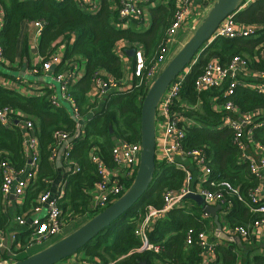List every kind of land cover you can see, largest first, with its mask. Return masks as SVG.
I'll use <instances>...</instances> for the list:
<instances>
[{
  "label": "trees",
  "instance_id": "obj_1",
  "mask_svg": "<svg viewBox=\"0 0 264 264\" xmlns=\"http://www.w3.org/2000/svg\"><path fill=\"white\" fill-rule=\"evenodd\" d=\"M0 8L5 21L0 33V45L4 49L6 61L14 64L19 57L20 68L32 69L26 42L21 54H18V39L25 22H43L45 26L39 46L42 61L49 60L59 40L66 42L62 64L56 68L55 74L67 70L69 64H86L84 76L70 90L83 118L84 134L74 140L71 151V160L77 163L80 172L66 173L65 193L60 206L63 216L71 220L89 213L95 217L102 210H94L92 207L91 190L98 182V177L90 161V152L97 148L99 156L108 165H112L111 152L117 141L130 144L141 142V105L148 87L145 84L135 87V80L131 89L108 95L99 110L92 112L95 104L89 102L88 93L92 89L94 73L102 71L117 81L123 79V63L115 52L118 42L125 43V50L138 51L142 48L150 68L160 48L165 45L166 33L175 14L174 3L170 2L166 8L159 6L150 10L152 23L147 31L138 29L136 23L126 31L116 30L115 15L106 1L96 14L85 13L73 0L60 3L55 0H0ZM243 9L236 14L235 21L241 25L262 27V30L251 41L218 38L207 45L185 76L172 112L192 122L191 126L182 124L186 130L183 147L186 151L202 149L207 152L212 170L211 181L229 182L239 188L243 195H247L259 183L251 175L241 151L233 144V132L224 124L225 114L216 111L214 105L224 101L232 102L244 113L258 114L264 111V95L241 85L233 96L224 100L222 91L199 93L195 89L197 78L211 60L218 59L227 65L235 56L248 61V58L263 51L264 0H258L248 9ZM74 37L76 42L70 44ZM24 59L29 62L25 63ZM250 66L254 68L252 63ZM53 94L52 88L45 87L41 94L30 97L0 86V108H10L30 119L40 144L39 172L35 184L28 189L26 207H31V203L46 187L47 181L57 177L55 162L51 160L52 149L55 147L54 131H64L74 136L77 130V123L71 115L64 108L58 109L52 105ZM254 138L264 145V127L254 131ZM1 159L10 160L18 169H22L26 163L23 138L16 125L6 128L0 124ZM185 178L186 172L176 166L156 163L153 183L142 202L114 221L80 251L85 254L86 260L91 258L89 261L94 262L96 259L102 264H154L156 261L162 264H239L241 261L242 264H264V255L260 253L259 246L242 241L232 242L227 248L217 245L216 258L208 263L204 262V251L198 244L187 248L188 231L194 229L199 233L207 228L206 222L199 220L205 212L196 204L172 210L153 226L148 238L150 243L160 246L159 253L138 251L141 243L135 235V229L139 217L144 216L149 206L162 208L165 192L183 188ZM1 184L0 176V229L5 230L9 219L3 212ZM204 187L214 190L209 183L204 184ZM231 202V206H228L230 208L224 207L229 211L226 219L230 228L247 226L256 220L257 216L245 204L235 198ZM235 250L241 253V259Z\"/></svg>",
  "mask_w": 264,
  "mask_h": 264
},
{
  "label": "built area",
  "instance_id": "obj_2",
  "mask_svg": "<svg viewBox=\"0 0 264 264\" xmlns=\"http://www.w3.org/2000/svg\"><path fill=\"white\" fill-rule=\"evenodd\" d=\"M64 2L65 0H55ZM78 6L88 14H96L106 1L110 11L115 15V29L126 31L133 23L138 24V29L147 31L151 24L149 23V13L151 8H154L155 0H73ZM213 0H199L201 5H197L195 0H169L174 3L175 14L172 24L169 26L166 33V42L159 50L157 58L148 68L142 50L135 51L134 60L135 67L131 74L133 80L126 82L125 79L117 81L108 73L96 71L93 77L92 92L94 94L95 107L92 112L99 110L101 104L108 95L116 94L119 91H127L132 88L136 80L135 87H141L145 84L149 88L156 80L158 74L162 71V65L167 63L169 54V45L175 40L177 34L181 30L187 29L193 24L194 19L202 11V6L208 5ZM254 2L256 0H250ZM196 6H200L199 9ZM242 8L239 9V11ZM200 10V11H198ZM198 11L197 15L196 12ZM239 13V12H238ZM235 16L227 17L217 29L215 35L209 42L212 43L218 38L225 39H249L257 35L262 30V27L241 25L235 21ZM5 25L3 13H0V33ZM37 34L41 35L45 26L43 22H34ZM205 50V49H204ZM202 51V53L204 52ZM116 54L122 59L125 55V43L118 42L115 47ZM201 53V54H202ZM200 54V56H201ZM198 59L193 61L195 65ZM59 58L55 55L50 56L48 61H42L40 66H34L27 73L33 76H39L41 73H52L54 66H58ZM259 62L262 69L259 71L258 82L254 84L241 83L240 76L247 73L249 63L246 59L235 56L232 60L224 65L218 59L211 60L205 67L203 73L195 82V89L202 93L209 90L222 91V97L227 100L233 96L237 88L241 85L251 88L260 94L264 95V49L261 52ZM8 66L4 56V49L0 45V66ZM68 69L62 73L54 74L53 82L58 84L56 87L52 85L54 94L52 96V105L61 109L59 98L65 100L71 106L72 116L77 123V132L74 136H70L64 131H54L53 138L55 147L52 149L51 160L56 162L59 153L62 151L61 159L67 167V173H79L80 168L76 162L71 160L73 137L77 136L78 128L81 127V133L84 134L83 118L81 116L80 107L76 99L70 94L71 86L80 81L81 75L80 63L69 64ZM191 67H188L180 74L165 91L156 111V163H166L176 166L184 171L181 162L186 159L191 160L200 173L199 186L195 190L192 186V175L186 172V178L183 188L180 190H169L164 194L163 206L157 209L149 206L146 209L144 216H140L138 225L135 229V235L140 240L141 251L160 252V246L152 244L149 241L148 234L153 226L168 215L174 209H177L183 202L182 199L190 194H199L204 198L208 205L218 204L222 207H228L232 204V199L245 204L252 214L258 215L253 222L247 226H237L230 228L229 234L239 236L245 243L252 242L253 238L261 237L263 243L264 255V145L260 144L261 156L250 157L246 154V137H253L254 131L259 127H264V111L256 113H244L239 107L232 102L220 104L221 111L225 114L224 124L233 132V144L241 151L242 159L249 166L251 175L258 181L255 188L249 190L247 195H243L239 188L233 187L229 182H213L211 181L212 170L209 166L207 152L202 149L186 151L183 143L186 137V130L183 123L188 121L177 113L172 112L175 102L179 99L181 88L185 76L190 72ZM138 80V82H137ZM0 86L13 91L20 92L18 84L8 86L4 78L0 76ZM28 96H35L30 94ZM0 124L6 128H11L16 125L21 131L23 138V152L26 163L22 169L16 168L8 159L0 160V175H1V193L5 203L9 201L11 196L16 198H26L28 189L35 184L39 172L40 164V144L35 134L34 123L23 117L18 111L10 108H0ZM80 137V136H79ZM142 145L140 143L130 144L124 141H117L112 148L111 158L112 165H108L102 157L97 153V148L90 152V161L95 166L98 182L91 190L92 207L94 210L104 211L119 198H121L130 189L133 184L140 166ZM185 172V171H184ZM52 181H47L46 187L39 194L37 199L31 203L28 212L19 217L17 222L21 226L27 223L26 218L30 215L35 216L33 224L29 226L30 239L29 247L34 243L41 244L51 238L58 237L63 233L66 223L63 216V211L60 206V201L64 197L66 182L62 184L57 195H53L50 190ZM209 183L214 190H208L204 184ZM130 186V187H129ZM230 208V207H228ZM101 211V212H102ZM44 214L43 218H41ZM207 215V214H206ZM15 236L12 239L15 241ZM198 244L204 251V255L209 259L216 258L215 243H211L206 232L196 233L194 229H190L186 236V246L190 247L193 244ZM6 244L5 237L0 232V264H10L9 259H5ZM11 252V251H10ZM15 253L12 251L10 258H13ZM96 260V259H95ZM88 264H102L98 260Z\"/></svg>",
  "mask_w": 264,
  "mask_h": 264
},
{
  "label": "crops",
  "instance_id": "obj_3",
  "mask_svg": "<svg viewBox=\"0 0 264 264\" xmlns=\"http://www.w3.org/2000/svg\"><path fill=\"white\" fill-rule=\"evenodd\" d=\"M161 1L162 2H160L159 6H163V7H164V5H166L165 3L169 2V0H161ZM217 1L218 0H213L210 4H208V5H211L210 7H208V6L204 7V10H203L204 16L208 15V13L210 12V10L212 9V7L214 6V4ZM257 1L258 0L254 1V2H251L250 0H242V2L240 4V6H241L240 8H242V9L245 8V9L242 10V11H244V10L248 9L249 7H251L252 4H255ZM195 3L197 5L198 4L201 5L199 3V0H195ZM197 7L199 9L200 6H196V8ZM198 11H200V10H198ZM198 11L196 12L195 15H197ZM0 13H2L1 8H0ZM199 18H200V13L198 14L197 18L194 19L193 24H191L187 29L181 30V31L178 32L175 40L169 45V50L170 51H169V54L167 56V62L171 61L174 58V56L178 53V51H180L184 47V45L192 38V36L195 33V31L198 29V27L201 25L202 21L206 17L203 20L202 19L200 20ZM75 38L76 37H74L73 39L70 40V44H74L76 42ZM40 39H41V35L37 34L36 28L34 27L33 23L32 22H25L23 24V26H22L21 35H20V37L18 39L17 51H18V54L20 55L21 52H22V49H23V44L26 42V44L28 46V51H29V55H30V63L32 65V67L40 66L41 63H42V57L40 55V50H39ZM249 39H251V38H249ZM173 45H175V48L177 47L176 51H174V52L171 50ZM65 49H66V42H63L62 40H59L57 42L56 50L53 53V55H55V56H57L59 58V61H60V62H58L59 65L62 64V61H63V58H64V50ZM139 50L143 51L142 48H140ZM127 51H129V50H125L124 57L122 59L121 58L120 59H121V61L123 63V71H124L123 78H125L127 80L126 82H128V80L131 82L133 80V77L131 76V74L134 71L135 60H134V56L132 58H130L127 55ZM143 53H144V51H143ZM53 55H51V56H53ZM260 56H261V53L255 55L251 59L248 58L249 68L247 70V73H245L244 75L240 76V81H241L242 84L245 83V84H251L252 85V84H254V83L259 81L258 80V75H259V71L262 69V65L259 62ZM16 61L17 62L14 63V65L22 73V77L21 78H19V79L10 78L7 75H4L2 72H0V76H2V78H4V80L6 81L8 86L12 87V86L18 84L19 87H20L21 94L25 95V96H28L30 94H35V96H37L38 94L42 93V90H44L45 87L52 88L53 76L55 74L56 68L59 65L58 66H54L52 73H48V74L41 73V75L35 76V78H36L35 82H28L27 80H25V78H23V76L24 77L33 76V75H29L27 73L30 70V68H20V66H19L20 59H19V57L17 58ZM24 62L27 63L29 61L24 59ZM7 63H8V66H9V64L10 65L13 64V63H10L8 61H7ZM251 63H252V65H254V68L250 66ZM83 66L85 68L84 62H81L80 72H81V75L83 74V76H84V74L86 72V68H85V72H83L82 71ZM2 67H7V66L5 65V66H2ZM43 84H45V87L43 86ZM88 98H89V102L90 103H94L95 99H94V94L92 92V89L88 93ZM215 99H214V101L216 102L217 99L216 100ZM59 100H60V104L62 105L61 107L66 110V108L63 105V102H66L68 105H69V103L67 101H65V100H62L61 98H59ZM214 108L218 112L221 111L220 104H218V103H216L214 105ZM66 111L73 118L71 110H70V112L68 110H66ZM73 120H74V118H73ZM187 124L189 126H191L192 122H188ZM76 132H77V130H76ZM81 135H82V133H80L79 136H81ZM245 142H246V154L248 156L256 157V158L261 156L262 153H261V149H260L261 147L259 146L260 144L254 138V136L253 137L252 136L251 137L250 136L246 137ZM54 165H55V171L57 173V177L54 180H52V183H51V186H50V190H51V193L53 195H57V193L59 192L62 184L65 181V175L67 173V170L63 166L62 159L60 161L57 159ZM181 165H182V167H183L185 172H189L190 175H192L193 179H192L191 186L195 190H197V188L199 186H202L201 183L199 182L200 173L197 170L195 164L191 160H189V159L187 160L186 159L185 161L181 162ZM26 201H27V196H26V198H21V199L20 198H16L14 196H11L9 201L6 204L4 199H3V196H2L3 212L8 216L9 225H8V227L5 228V230H1L0 229V232H2V235L5 237V244H6V250H7V252L5 251L4 258L5 259H9L11 261L10 264H13V263L19 261V260H15L17 258V254L18 253L23 252V251H25V250H27V249H29L31 247V246L29 247V245H28V242H29V239H30L29 226L31 224H33L35 216L30 215L29 217H27L26 218L27 223H26L25 226H21L17 222L18 218L22 217L23 215H25L28 212L27 210L30 209V207H26V203H27ZM194 204H196V202H194L192 200L183 201L180 204V206L178 207V209L179 208H185V207L189 208L191 205L193 206ZM212 206H218V204H214ZM228 212L229 211L225 210L224 207H223V209L221 211H219V213H218L223 233L226 236H230V237L235 238V239L238 238V242H240V241L244 242L243 240L240 239L239 236H236V235L232 236V235L229 234V230H230L229 226L230 225H229V222L226 219V215H227ZM255 216L259 217L258 215H255ZM43 217L44 216H41V218H43ZM199 220H202V221L206 222L207 228H206V230L204 232L207 233V236H208L209 241L211 243H215L216 245H223L226 248L229 247L230 242H228V241H226V240H224L222 238H219V237H221L220 233H216L217 232V227L215 225L213 217H211L209 215H206V213H205V215L200 216ZM87 222H85L84 224H86ZM76 230H74L73 232H75ZM73 232H71L70 234H72ZM70 234L68 233L67 236H69ZM13 235L16 237L15 241L12 239ZM262 242L263 241H262L261 237L258 236L256 238H253L252 242H250L248 244H250V245L251 244L258 245L259 248H260L259 251L262 254L263 253V243ZM12 251L15 254L13 255V258H10L9 256H11ZM235 253L238 254V257L240 259L242 258L241 257L242 255H241L240 252L235 250ZM75 257L74 258L72 257V258L64 261L63 264H77L79 262H81V264H88L92 260L91 258L89 259L90 261L88 259L87 260H83L84 258H81V257H78V260H77V258H75ZM205 258H207V255H206ZM205 258H204V262L208 263L209 259H205ZM94 261H96V260L94 259ZM143 264H145V263H143ZM154 264H162V263L160 261H156ZM239 264H242V261Z\"/></svg>",
  "mask_w": 264,
  "mask_h": 264
},
{
  "label": "water",
  "instance_id": "obj_4",
  "mask_svg": "<svg viewBox=\"0 0 264 264\" xmlns=\"http://www.w3.org/2000/svg\"><path fill=\"white\" fill-rule=\"evenodd\" d=\"M242 0H218L201 25L193 34L192 38L166 65L162 72L149 88L141 105V160L136 178L127 193L114 202L107 209L96 215L82 227L69 236L57 241L47 249L13 264H59L78 254L84 247L104 232L109 226L134 206L138 205L149 191L156 171V111L165 91L171 83L182 74L188 67H192L193 61L199 59L200 54L210 45L209 42L215 35L221 23L230 15L237 14ZM135 50L127 51L132 58ZM112 132V130H111ZM81 133L78 128L77 136L73 137L71 143ZM62 151L58 160H61ZM192 200L203 209V211L214 218L217 232L222 238L230 243L238 242V238L226 236L222 231L219 220L221 205L212 206L206 204L204 198L195 193L186 195L182 201Z\"/></svg>",
  "mask_w": 264,
  "mask_h": 264
},
{
  "label": "rangeland",
  "instance_id": "obj_5",
  "mask_svg": "<svg viewBox=\"0 0 264 264\" xmlns=\"http://www.w3.org/2000/svg\"><path fill=\"white\" fill-rule=\"evenodd\" d=\"M160 2H162V1L161 0H155L154 8H151V10L158 8L159 5H160ZM168 5L169 4H166V5H164V7L166 8V7H168ZM205 6L210 7L211 5H207L206 4V5H204L202 7V11L200 13V18H199L200 20L201 19L203 20L206 17L203 14V10H204V7ZM84 12L87 13L86 11H84ZM196 18H197V16H196ZM149 23L150 24L152 23V15L150 13H149ZM253 39H255V36L252 37L251 39H248L247 41H251ZM175 45H173L172 46V49H171L173 52L176 51V48H177V47L175 48ZM169 62L170 61H168L166 64L162 65V67H161L162 70L166 67V65ZM85 68H86V64H85ZM85 68L83 66V68H82V71L83 72H85ZM0 72H2L4 75H7L10 78L19 79V78L22 77V73L17 69V67L14 64H12V65L9 64V66H7V67L0 66ZM23 78H25V80H27L28 82H35V79H36L35 76H26V77L23 76ZM122 80L124 81L125 78H123ZM53 84L56 87H58V84L57 83L53 82ZM43 86L45 87V84H43ZM63 105L66 108V110H68L70 112L71 106L68 105L66 102H63ZM43 215L44 214H42V216ZM93 217H94V214H91V213H89L87 215H84V216H80V217L75 218V219H72V220L69 219L68 217H66L64 219L65 220V223H66V226H65V229H64V231H63V233L61 235H59L58 237L51 238V239H49L47 241H44L41 244L34 243L33 245H31V247L29 249H27V250H25L23 252L18 253L17 254V258L15 260H19V261L25 260V259H27V258H29V257H31V256H33V255H35V254H37L39 252H41V251L47 249L48 247H50L51 245H53L54 243H56L60 239H63L64 237H66L68 235V233L70 234L71 232H73L74 230L78 229L79 227H82L85 222H87L88 220L90 221ZM78 253L79 254L75 255L76 257L74 256L75 258H77V260H78V257L84 258L83 260H86V256H85V254L83 252L82 253L81 252H78ZM59 264H63V262L62 263H59ZM77 264H81V262H79Z\"/></svg>",
  "mask_w": 264,
  "mask_h": 264
}]
</instances>
